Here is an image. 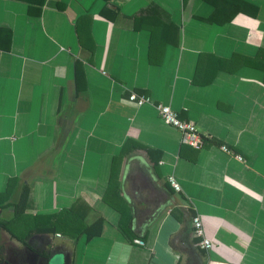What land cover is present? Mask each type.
<instances>
[{
  "label": "crops",
  "instance_id": "crops-1",
  "mask_svg": "<svg viewBox=\"0 0 264 264\" xmlns=\"http://www.w3.org/2000/svg\"><path fill=\"white\" fill-rule=\"evenodd\" d=\"M240 1L212 24L223 0H0V264H264V0ZM160 104L211 141L182 144ZM24 186L27 215L101 234L25 230Z\"/></svg>",
  "mask_w": 264,
  "mask_h": 264
},
{
  "label": "trees",
  "instance_id": "trees-1",
  "mask_svg": "<svg viewBox=\"0 0 264 264\" xmlns=\"http://www.w3.org/2000/svg\"><path fill=\"white\" fill-rule=\"evenodd\" d=\"M211 3L213 5L216 4L214 2H211ZM222 4H224L226 12L225 11L222 12V10L220 8V11L215 10V13L205 20L212 23V24L213 23L225 24V23L230 22L239 12H241V13L247 12V10H245V9H247L246 7H249L245 2H242L240 0H223ZM229 4H230V7L231 6L233 7V9L230 13L228 10ZM215 6H218V4H216ZM147 11H148L147 16L146 17L142 16L140 18V19H142V21H140L139 25L154 27V26H152L154 20L152 21L151 19H148L147 17L149 15V13L158 15V13L160 11L159 7L156 6L155 4H152ZM224 12L227 13L228 15L227 16H220L221 13H224ZM256 13L257 12L255 11L251 14L253 16H255ZM172 26H174V25L172 24ZM4 31H5L4 35H7L6 38L8 37L7 43L9 44L11 41V32L9 30L8 31L4 30ZM208 140L211 141V139L205 137V144H204L205 147L208 144ZM13 186H14V181L10 180L9 184H8V193L6 194V197L8 196V200L10 199V195L12 194ZM30 193H31L30 187L24 186L19 204L16 207L15 219L19 220V221L23 220L22 222L25 225V226H23V228L25 230H27V229L33 230L34 229L37 232H44V233H51V232L56 233L58 231H61L62 233L67 234V235H73L75 233V235L77 237L82 236L83 234L86 233L88 235L89 239L101 234L102 228H103V220L102 219H98L92 226H86L85 224H83L81 228L75 227V225L79 222V220H82V219H74L75 218V212H76L75 209H67V210L60 212L59 214L50 215V216H46V217L45 216L44 217H35V216L27 215L26 210L28 207L29 199H30ZM82 209H84V208H82ZM81 213H82L81 218H83L84 214H83V212H81ZM77 217H80V215H77ZM54 218H55V220L53 221ZM57 218H58V220H57ZM12 224H13V221L0 220V231L6 230L8 232L13 233L11 231L13 228ZM71 230H72V232H71ZM73 230H74V232H73ZM30 231L27 234H25V236H23V237L22 236H16V237L22 241H25L26 238H28L31 235ZM0 252H1V249H0Z\"/></svg>",
  "mask_w": 264,
  "mask_h": 264
},
{
  "label": "built area",
  "instance_id": "built-area-1",
  "mask_svg": "<svg viewBox=\"0 0 264 264\" xmlns=\"http://www.w3.org/2000/svg\"><path fill=\"white\" fill-rule=\"evenodd\" d=\"M129 100L136 103L139 107L147 105V104H152V101L150 98H147L145 96H140L135 92L131 93ZM156 108H157L160 118L167 125H170L176 128L180 132L182 144L188 145L197 150L203 149L205 147L204 146L205 137L200 134L195 123L182 121L179 118V114L175 112L170 106L160 104L156 106ZM222 150L226 153L231 152L229 148L226 146H223ZM239 160H241L240 157H239ZM169 183L175 189V191L177 192L181 191L182 189L181 185L178 179L174 175L169 177ZM193 223H194L196 234L203 239L202 248L206 250L213 249L214 247L213 242L207 239L205 236L201 218L196 217L193 220Z\"/></svg>",
  "mask_w": 264,
  "mask_h": 264
},
{
  "label": "water",
  "instance_id": "water-1",
  "mask_svg": "<svg viewBox=\"0 0 264 264\" xmlns=\"http://www.w3.org/2000/svg\"><path fill=\"white\" fill-rule=\"evenodd\" d=\"M32 253H31V256L32 254H34V256L40 260H42L43 262H45L46 264H50L51 262H53L55 259V255L51 252H49L48 250H40V249H37L36 252L35 251H32L30 250ZM31 260V257L27 258L26 256L21 260V263L22 264H27L29 263ZM32 262V260H31ZM44 263V264H45Z\"/></svg>",
  "mask_w": 264,
  "mask_h": 264
}]
</instances>
